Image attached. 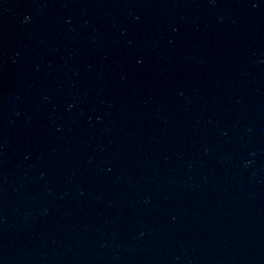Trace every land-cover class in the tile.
I'll return each mask as SVG.
<instances>
[{
	"label": "water",
	"instance_id": "95a60500",
	"mask_svg": "<svg viewBox=\"0 0 264 264\" xmlns=\"http://www.w3.org/2000/svg\"><path fill=\"white\" fill-rule=\"evenodd\" d=\"M0 264H264V0H0Z\"/></svg>",
	"mask_w": 264,
	"mask_h": 264
}]
</instances>
